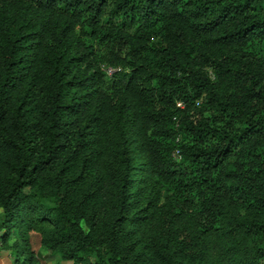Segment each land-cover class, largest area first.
<instances>
[{"label": "trees", "instance_id": "16d2710c", "mask_svg": "<svg viewBox=\"0 0 264 264\" xmlns=\"http://www.w3.org/2000/svg\"><path fill=\"white\" fill-rule=\"evenodd\" d=\"M33 233L59 264H264V0H0L7 264Z\"/></svg>", "mask_w": 264, "mask_h": 264}, {"label": "rangeland", "instance_id": "374dc122", "mask_svg": "<svg viewBox=\"0 0 264 264\" xmlns=\"http://www.w3.org/2000/svg\"><path fill=\"white\" fill-rule=\"evenodd\" d=\"M30 247H31L30 250H33L34 254L37 256V259H40L39 262H41V264H59L57 262V258L52 254H50V252L47 251V249L41 246V239L38 234L35 233L32 234ZM1 256L2 257L9 256V251L0 242V257ZM61 264H66V263H61Z\"/></svg>", "mask_w": 264, "mask_h": 264}, {"label": "crops", "instance_id": "0c3cea01", "mask_svg": "<svg viewBox=\"0 0 264 264\" xmlns=\"http://www.w3.org/2000/svg\"><path fill=\"white\" fill-rule=\"evenodd\" d=\"M7 258H9V256H7V257H0V264H7V261L9 260V259H7Z\"/></svg>", "mask_w": 264, "mask_h": 264}, {"label": "built area", "instance_id": "2783aa9c", "mask_svg": "<svg viewBox=\"0 0 264 264\" xmlns=\"http://www.w3.org/2000/svg\"><path fill=\"white\" fill-rule=\"evenodd\" d=\"M113 72H115V70L109 69V74H112Z\"/></svg>", "mask_w": 264, "mask_h": 264}]
</instances>
